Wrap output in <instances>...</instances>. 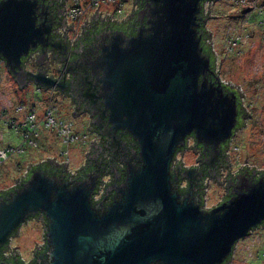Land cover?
I'll list each match as a JSON object with an SVG mask.
<instances>
[{"label":"water","instance_id":"1","mask_svg":"<svg viewBox=\"0 0 264 264\" xmlns=\"http://www.w3.org/2000/svg\"><path fill=\"white\" fill-rule=\"evenodd\" d=\"M145 1L135 34L111 33L88 66L108 134L126 130L136 143L124 179L107 189L114 191L112 200L93 204L95 173L73 180L34 169L0 195V248L40 212L43 264H221L239 238L264 222V173L237 181L232 196L208 210L194 189L178 190L171 172L176 150L192 134L216 158L238 123L239 102L235 88L224 87L218 70L211 72L201 44L203 0ZM40 7L38 0H0V59L20 87L26 80L22 58L47 45L50 26ZM33 78L53 85L44 74ZM39 245L34 241L32 250Z\"/></svg>","mask_w":264,"mask_h":264},{"label":"flooded vegetation","instance_id":"2","mask_svg":"<svg viewBox=\"0 0 264 264\" xmlns=\"http://www.w3.org/2000/svg\"><path fill=\"white\" fill-rule=\"evenodd\" d=\"M130 2V11L125 17L119 14L122 12L123 3ZM201 2V17L205 19L203 5ZM41 9V19L50 26L47 45H38L31 49L26 57L22 58L21 68L26 73L24 86L20 87L12 72L8 74L14 79L17 86L22 89L28 83H33L37 92H40L46 106L55 108L51 104L55 95L66 101L68 114L72 118H83L87 125L86 133L90 137L91 148L83 163L75 170H71L67 164H57L61 167L60 174L68 179L82 178L87 172L97 174L98 182L92 194V201L104 200L107 205L113 198L114 191L107 190L114 183H121L125 177L126 162L133 160L136 155V143L126 130H116L113 137L108 134L107 115L104 105L99 97L100 89L89 70V64L95 57L100 45L107 40L114 31H122L126 35H134L139 26L138 12L145 4V0H38ZM249 10V9H248ZM40 19V20H41ZM206 20V19H205ZM200 21V26L205 24ZM199 26V28H200ZM4 64V60L0 59ZM5 66V64H4ZM41 73L53 80V85L44 87L34 82L33 75ZM229 90L233 88L222 83ZM236 91V90H235ZM238 95V123L228 140L222 142L218 148L217 157L210 159L209 154L203 146L196 143L192 134L185 138V145L176 150L171 162V172L177 173L175 180L178 190L184 192L194 189L200 195V207L210 209L215 207L232 196L231 190L239 180L247 178L254 181L262 171L248 167L246 161L240 166L232 162L230 156L231 145L236 131L243 125L244 108L241 95ZM23 104V103H21ZM32 104L30 106H34ZM44 106V107H46ZM35 107V106H34ZM36 108V107H35ZM243 113L240 115L239 111ZM73 122L71 119H68ZM91 134H89V133ZM185 150H192L194 161L186 165L179 155ZM30 170V168H29ZM28 170V171H29ZM264 172V171H263ZM213 180L221 184L223 192L218 201L210 207H206V191L209 183ZM15 187V185L13 186ZM0 195H5L2 193ZM41 218L43 223L42 243L33 251L29 260H23L18 252L6 253L8 242L0 248L3 255L0 264H43L46 251L44 234L46 221L39 212L28 219ZM25 220V221H26ZM264 222L249 230L260 229ZM235 244L230 257L221 264H228L233 256ZM17 255V256H16ZM157 264V263H156Z\"/></svg>","mask_w":264,"mask_h":264},{"label":"rangeland","instance_id":"3","mask_svg":"<svg viewBox=\"0 0 264 264\" xmlns=\"http://www.w3.org/2000/svg\"><path fill=\"white\" fill-rule=\"evenodd\" d=\"M249 9V10H247ZM208 10V11H207ZM130 11V2L123 3L125 17ZM206 14L204 28L210 33L206 38L215 58V73L222 83H226L241 95L244 110L249 117H244L243 126L235 133L231 142L233 153L230 158L235 165L245 161L248 167L264 170V3L263 0H206L202 9ZM214 17H211V16ZM239 39V40H238ZM220 62V63H219ZM219 66V67H218ZM42 95L37 92L33 83L20 89L8 74L4 64L0 63V147L9 144L16 147L21 143V136L7 130L2 121L10 116L23 119L15 113V106L23 103L27 107L35 104L41 118L46 106L40 101ZM55 108V117L65 122L71 119L74 131L83 133L87 125L83 118H72L68 114L66 101L55 95L51 103ZM55 129H42L38 146L27 149L23 154L11 155L0 167V191L14 186L29 165L45 160H68V167L75 170L79 167L91 148L90 137L85 140L75 139L65 144ZM89 133V132H88ZM91 134V133H89ZM81 135V134H80ZM43 140V141H42ZM79 140V141H78ZM66 154L62 155L61 151ZM67 157V159H65ZM184 164H192L194 153L185 150L179 155ZM221 184L213 180L206 191V207L215 204L221 196ZM41 218L28 219L20 224L16 235L10 237L7 253L12 247L18 251L23 260H29L36 244H41L43 224ZM263 226L254 229L235 242V250L228 264H264V231Z\"/></svg>","mask_w":264,"mask_h":264},{"label":"built area","instance_id":"4","mask_svg":"<svg viewBox=\"0 0 264 264\" xmlns=\"http://www.w3.org/2000/svg\"><path fill=\"white\" fill-rule=\"evenodd\" d=\"M36 110L37 109L34 106L27 107L24 104H18L15 106V113H20V115L23 116V119H16V117L10 116L6 120L2 121L3 124H5L7 130H11L21 136V143L16 147H13L9 144H5L4 146L0 147V167L11 155L23 154L28 148H37L38 138L42 129H55L57 132L56 134L61 137V141L65 144L72 143L77 138L82 141L85 140V133L77 134L73 129L71 121L65 122L62 119L56 118L53 108L50 106L44 107L41 118H39L40 116ZM1 115L2 113H0V122ZM61 153L62 155L66 154L65 150H62ZM65 159H67V157ZM51 161L55 164L68 163V160L63 162H58L57 160ZM33 165L35 164L29 165V167L24 170L20 176V179H18L14 185L19 184L21 180L26 177L29 168Z\"/></svg>","mask_w":264,"mask_h":264},{"label":"trees","instance_id":"5","mask_svg":"<svg viewBox=\"0 0 264 264\" xmlns=\"http://www.w3.org/2000/svg\"><path fill=\"white\" fill-rule=\"evenodd\" d=\"M199 29H200V31L202 33L201 44L203 46V49L208 53V55L210 57V64H211L210 65V68L212 70L211 72L213 73V75H216V73H215V58H214V55H213L214 53L212 52V50L209 47V45H207L206 42H205V40H206V33H205L204 25L203 26L201 25ZM236 96H237V99H238V95L237 94H236ZM238 105H239V103H238ZM242 113L243 112L240 110L239 111V114L241 115ZM34 169H43V170H45V171H47L49 173L54 172V173H58L59 174L61 172V167L57 166V164L53 163L51 160H45V161H41L38 164H35V165L31 166L30 167V170L28 171V173L26 175V177ZM262 173H264V172H262ZM25 178L23 180H21V182L19 184L15 185V187H11V188H9L7 190L0 191V194L6 193L9 190H12V189H15L16 187H19V185L25 180ZM92 202H93V204H95L97 201L93 200ZM3 255L0 253V258H2Z\"/></svg>","mask_w":264,"mask_h":264},{"label":"bare ground","instance_id":"6","mask_svg":"<svg viewBox=\"0 0 264 264\" xmlns=\"http://www.w3.org/2000/svg\"><path fill=\"white\" fill-rule=\"evenodd\" d=\"M239 40V39H238Z\"/></svg>","mask_w":264,"mask_h":264},{"label":"crops","instance_id":"7","mask_svg":"<svg viewBox=\"0 0 264 264\" xmlns=\"http://www.w3.org/2000/svg\"><path fill=\"white\" fill-rule=\"evenodd\" d=\"M43 141V140H42Z\"/></svg>","mask_w":264,"mask_h":264}]
</instances>
